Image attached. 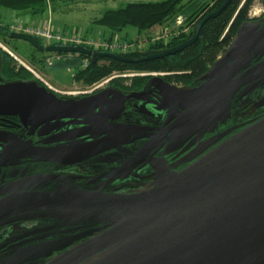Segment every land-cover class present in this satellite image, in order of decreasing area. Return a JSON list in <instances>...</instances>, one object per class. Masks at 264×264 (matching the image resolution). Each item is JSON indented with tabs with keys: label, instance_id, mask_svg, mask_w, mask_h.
I'll use <instances>...</instances> for the list:
<instances>
[{
	"label": "water",
	"instance_id": "95a60500",
	"mask_svg": "<svg viewBox=\"0 0 264 264\" xmlns=\"http://www.w3.org/2000/svg\"><path fill=\"white\" fill-rule=\"evenodd\" d=\"M231 1L207 15L190 40L137 60L81 46H44L28 34L10 38L39 52L86 55L93 63L108 58L138 64L195 44ZM262 87L264 19L244 22L221 58L185 88L155 75L140 93L108 90L70 99L37 81H5L0 71V117L18 118L25 130V137L0 131V164L67 167L108 162L105 154L115 150L123 162L117 174L143 167L153 179L127 194L83 190L50 174L2 186L0 229L49 218L63 231L29 242L0 264L45 258L41 264H264V111L240 122L234 114L236 101L252 103ZM147 95L155 100L142 98ZM129 99L153 106L149 114L164 118L163 126L110 124L125 116ZM252 108L264 109V96ZM35 135L48 138L45 146L26 139ZM136 143H142L139 150L126 149Z\"/></svg>",
	"mask_w": 264,
	"mask_h": 264
},
{
	"label": "trees",
	"instance_id": "16d2710c",
	"mask_svg": "<svg viewBox=\"0 0 264 264\" xmlns=\"http://www.w3.org/2000/svg\"><path fill=\"white\" fill-rule=\"evenodd\" d=\"M57 1L0 0V8L19 13L29 12L34 16H43L48 11L49 2L53 4ZM185 1L164 0L160 2L129 3L123 8L105 11L93 21V25L106 28L113 33H120L127 28H131L142 34L168 21L175 23L179 16L185 18L187 27L190 28L188 33H180L168 42L159 40L152 43L144 51L118 53L131 59H141L148 55L161 53L190 40L197 25L207 15L217 11L225 0H213L212 2L196 0L189 4H185ZM255 1L232 0L216 18L205 24L195 44L180 53L163 59L131 64L104 58L99 59L97 63H93L92 58L86 55L67 53L61 54L63 58L50 69L53 71L73 70L76 81L89 86L114 73L124 74L126 72L163 73L166 77L172 78L173 81L178 83L188 82L192 76L198 77L206 73L230 47L239 27L249 20V11ZM0 36L1 38L10 39V33L3 27H0ZM39 42L41 43V41ZM35 50L38 52L37 49ZM103 51L100 50V52ZM0 55L2 62L0 71L5 81H37L42 83L28 69L18 65L14 58L1 48ZM42 59L44 60V58ZM83 65L86 68H83ZM141 79V77L131 78L132 86L140 87L144 83ZM124 80V78H120L115 80L114 83L122 84Z\"/></svg>",
	"mask_w": 264,
	"mask_h": 264
},
{
	"label": "flooded vegetation",
	"instance_id": "af4514ba",
	"mask_svg": "<svg viewBox=\"0 0 264 264\" xmlns=\"http://www.w3.org/2000/svg\"><path fill=\"white\" fill-rule=\"evenodd\" d=\"M259 4H261V10L258 12H254L253 18H249V20L245 21H261L264 19V0H257ZM223 55V54H222ZM221 55V56H222ZM154 73H142V75H138L132 78L141 77L143 80V84L140 87H133L130 81L131 78H124L122 84H116L111 81L108 85L103 86L98 90H93L92 92L83 91H67L57 93L60 97L64 98H74V99H82L85 97H90L94 95H98L104 91L108 90H120L124 94L131 93H140L144 91L148 82L154 77ZM205 74V73H204ZM204 74L195 77L192 76L188 82L178 83L173 81L172 78L166 76H160L166 81V83L175 86L177 88H185L189 87L198 81ZM129 79V80H128ZM86 91V92H85ZM264 96V87L259 89L254 97V101L249 104H245L244 101H239L234 104V114L235 120L240 122L243 119L255 117L264 109L255 111L253 107V103L256 102V99ZM142 98L147 100L154 101L155 98L152 95L142 96ZM142 103L138 100L129 99L127 101L125 116L119 121H109L110 124H126V125H136L144 128H160L164 124V118L162 117H152L149 114V111L152 113L154 111L153 106H148L147 108H142ZM147 111H146V110ZM72 128V127H70ZM65 129V128H64ZM63 129V130H64ZM0 131L9 132L10 134L23 136L25 137V130L21 129L19 126L18 118L14 117H0ZM149 132H145L143 134H147ZM27 140H32L35 146H45L44 141L48 139L40 138L35 136H31L30 138H26ZM26 140V141H27ZM142 143H136L133 145H129L126 149L130 151H137L141 148ZM1 151V150H0ZM118 151L111 150L106 153L105 157H109L108 162H88L83 163L81 165L60 167L52 164H35L31 161L22 160L21 165H10L7 164L3 166L0 164V188L2 186L14 182L16 180L21 179L20 177H28L35 174H50L58 177H62L67 179L75 185L76 187L88 190V191H100L103 190L106 193H133L139 190L145 189L153 183V179L151 178V170L150 168L138 167L136 170L132 172L126 173L129 170L123 172H118L121 168V164L123 162L119 161L116 156ZM173 157V156H172ZM114 160V161H113ZM1 162V160H0ZM120 168V169H119ZM23 172H26V174ZM31 181L25 180V184H30ZM60 222L44 218V219H33V220H25L19 223H14L3 227L0 229V260L4 259L7 256H10L11 253L16 252L19 248L24 246H28L34 242L38 243L37 239L43 236H46L45 241H48L50 238H47L50 234L56 232L59 233L63 231L62 229H58L57 226ZM49 228V229H48ZM79 233L75 234L78 235ZM64 236V235H63ZM83 241V240H82ZM79 242L77 241L76 244ZM48 258L40 260L37 264H41L47 261Z\"/></svg>",
	"mask_w": 264,
	"mask_h": 264
},
{
	"label": "rangeland",
	"instance_id": "374dc122",
	"mask_svg": "<svg viewBox=\"0 0 264 264\" xmlns=\"http://www.w3.org/2000/svg\"><path fill=\"white\" fill-rule=\"evenodd\" d=\"M160 1L164 0H58L53 4L49 2L48 11L43 16H34L27 12L26 15L31 16L34 19L33 21L28 20L27 17H19L15 11L0 8V27L5 28L10 34L15 31L12 26L30 28L29 30L34 32L46 29V32L52 35L51 39L36 35L35 33L32 34L34 35L33 37L38 41H41L44 46H59V41L66 44L61 46H68L69 44L67 42H69V40H67V38L69 37L81 38V42L84 43L81 44L83 46H85L87 42H90L91 39L95 41V43H110V47L114 44L122 47L126 45V51H113V53L117 54L130 51H144L149 48L152 43L159 40L168 42L180 33H188L190 28L187 27L185 18H181L180 22L182 23L180 25L178 24L180 19L179 16L175 23L168 21L167 23L155 26L150 31L142 34L131 28H127L120 33H113L106 28L93 25V21L99 18L105 11L110 9H120L129 3ZM194 1L196 0H186L184 3L189 4ZM205 1L212 2L213 0ZM256 1L249 11V18L255 17L254 12H258L262 9L261 4ZM0 48L9 53L18 65L28 69L39 81L43 84H48L56 93L67 91L78 92L77 90L92 92L93 90H98L103 86L108 85L111 81L115 82V80L120 78H132L142 75V73L135 72H126L124 74L114 73L89 86L76 81L74 77L75 72L73 70L67 69L65 71H53L50 69V67L63 58V55L61 54L67 53L37 52L35 50L36 48L25 41L13 40L5 37L1 38V36ZM90 48L93 49V47ZM99 51L100 50H97L95 52ZM104 52L112 53L111 51ZM42 58H44V60ZM83 68H86V66L83 65Z\"/></svg>",
	"mask_w": 264,
	"mask_h": 264
},
{
	"label": "built area",
	"instance_id": "2783aa9c",
	"mask_svg": "<svg viewBox=\"0 0 264 264\" xmlns=\"http://www.w3.org/2000/svg\"><path fill=\"white\" fill-rule=\"evenodd\" d=\"M182 17H180L179 21H178V24L180 25L182 22H180ZM12 28L15 30L14 33H22V34H28V35H32V34H36V35H40V36H44L46 37L47 39H51L52 38V35L47 33L46 32V29H42V30H38L37 32H34L32 30H29L30 28H23L22 26H12ZM50 28V27H48ZM187 30V29H186ZM34 36V35H32ZM67 40H69V42H67L69 45L68 46H81V47H85L87 46V48L89 49H92L90 47H93L92 50H104V51H115V50H121V51H126L127 50V47L126 45L125 46H119L117 44H114V45H111V47L109 46L110 43H105V44H101V43H95V41H93L92 39L90 40V42H87L85 44V46L81 45V44H84L81 42V38H67ZM58 44H60L59 46L61 45H66V44H63L62 42H58ZM111 50H110V49ZM86 65V64H85ZM154 75H158V74H154ZM160 75H164L163 73H160ZM47 86H49L48 84H46Z\"/></svg>",
	"mask_w": 264,
	"mask_h": 264
},
{
	"label": "crops",
	"instance_id": "0c3cea01",
	"mask_svg": "<svg viewBox=\"0 0 264 264\" xmlns=\"http://www.w3.org/2000/svg\"><path fill=\"white\" fill-rule=\"evenodd\" d=\"M16 13L18 14L19 17H27L28 20H31V21L34 20L31 16L26 15V13H19V12H16ZM30 17H31V18H30Z\"/></svg>",
	"mask_w": 264,
	"mask_h": 264
}]
</instances>
